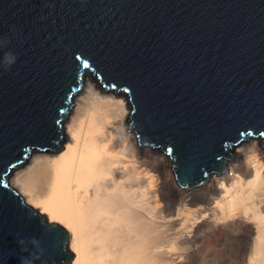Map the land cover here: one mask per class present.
Returning a JSON list of instances; mask_svg holds the SVG:
<instances>
[{"label":"water","instance_id":"95a60500","mask_svg":"<svg viewBox=\"0 0 264 264\" xmlns=\"http://www.w3.org/2000/svg\"><path fill=\"white\" fill-rule=\"evenodd\" d=\"M88 76L128 97L140 146L196 187L233 146H264V0H0V264H71L70 233L10 178L64 147Z\"/></svg>","mask_w":264,"mask_h":264},{"label":"bare ground","instance_id":"6f19581e","mask_svg":"<svg viewBox=\"0 0 264 264\" xmlns=\"http://www.w3.org/2000/svg\"><path fill=\"white\" fill-rule=\"evenodd\" d=\"M77 95L64 147L32 151L10 178L70 233L71 264H264L262 138L233 146L224 172L185 188L169 157L140 146L125 94L88 76Z\"/></svg>","mask_w":264,"mask_h":264},{"label":"clouds","instance_id":"9594fccd","mask_svg":"<svg viewBox=\"0 0 264 264\" xmlns=\"http://www.w3.org/2000/svg\"><path fill=\"white\" fill-rule=\"evenodd\" d=\"M15 63V57H9L5 60V70H10L11 66Z\"/></svg>","mask_w":264,"mask_h":264},{"label":"rangeland","instance_id":"374dc122","mask_svg":"<svg viewBox=\"0 0 264 264\" xmlns=\"http://www.w3.org/2000/svg\"><path fill=\"white\" fill-rule=\"evenodd\" d=\"M96 81V80H94ZM78 96V95H77ZM66 124V123H65ZM140 144V143H139ZM144 147H149V146H144ZM161 153V152H160ZM211 174H214V173H211ZM178 183V182H177ZM179 184V183H178ZM180 185V184H179ZM181 186V185H180ZM173 264V263H172ZM202 264H213V263H202Z\"/></svg>","mask_w":264,"mask_h":264}]
</instances>
